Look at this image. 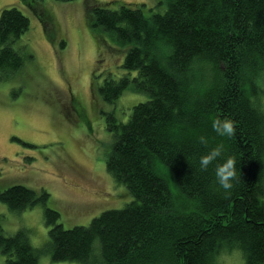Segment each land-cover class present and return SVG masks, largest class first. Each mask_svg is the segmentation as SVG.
Instances as JSON below:
<instances>
[{"label":"trees","instance_id":"trees-1","mask_svg":"<svg viewBox=\"0 0 264 264\" xmlns=\"http://www.w3.org/2000/svg\"><path fill=\"white\" fill-rule=\"evenodd\" d=\"M16 1L44 26L50 22L44 0ZM86 2L98 46L105 32L128 47L127 73L119 80L109 74L101 97L113 103L127 89L147 96L124 121L107 115L106 170L132 199L68 229L44 189L15 184L0 190V201L12 212L46 205L45 251L54 262L220 264L223 253L238 250L246 264H264V0H156L166 8L150 16L143 4ZM29 26L18 5L1 8L0 79L32 59L22 41ZM198 70L205 84L193 81ZM217 118L234 122L233 136L217 135ZM217 144L221 157L201 170L199 158ZM228 156L236 158L238 179L225 196L214 169ZM41 253L25 228L8 233L0 215V264H39Z\"/></svg>","mask_w":264,"mask_h":264},{"label":"rangeland","instance_id":"rangeland-1","mask_svg":"<svg viewBox=\"0 0 264 264\" xmlns=\"http://www.w3.org/2000/svg\"><path fill=\"white\" fill-rule=\"evenodd\" d=\"M120 1L143 4L146 16L166 8L156 0ZM86 3L44 0L42 9L50 21L44 26L16 0H0V10L18 5L29 17L22 41L33 55L20 73L0 79V190L15 184L37 192L44 189L50 195L48 206L60 212L67 229L89 225L102 212L122 209L131 201L127 187L106 170L111 144L107 115L124 121L135 104L147 99L130 89L113 103L101 97L98 88L109 74L119 80L127 73L123 62L128 47L105 32H99L98 46L87 24ZM62 39L64 49L58 46ZM204 78L198 70L193 81L202 85ZM45 207L40 203L12 212L0 201L5 230L13 234L25 228L31 244L42 251L39 264H83L51 260L45 251L50 229ZM220 264L246 263L240 251L229 250L221 255Z\"/></svg>","mask_w":264,"mask_h":264},{"label":"clouds","instance_id":"clouds-1","mask_svg":"<svg viewBox=\"0 0 264 264\" xmlns=\"http://www.w3.org/2000/svg\"><path fill=\"white\" fill-rule=\"evenodd\" d=\"M212 128L219 136L231 137L236 131L234 122L228 118H217L213 120ZM198 139L201 144H208V139L205 136H200ZM223 150L224 146L222 144H217L215 147H212L206 154L199 158V168L206 170L209 165L217 161V158L221 157ZM236 165L237 161L233 156H228L223 162L216 163L215 165L216 182L224 190L225 196L230 195L234 182L238 179Z\"/></svg>","mask_w":264,"mask_h":264}]
</instances>
